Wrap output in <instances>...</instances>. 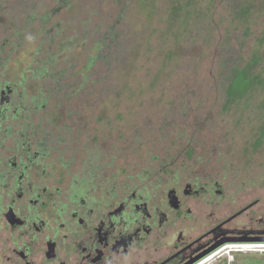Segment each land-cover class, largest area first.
<instances>
[{"label": "rangeland", "instance_id": "rangeland-1", "mask_svg": "<svg viewBox=\"0 0 264 264\" xmlns=\"http://www.w3.org/2000/svg\"><path fill=\"white\" fill-rule=\"evenodd\" d=\"M56 1L0 0V34L8 40L0 56L8 68L15 64L19 72L32 71L48 54L58 53L57 45L80 31L82 17H88L86 11L95 2L71 0L63 8ZM110 1L97 3L99 15L114 10ZM122 1L131 3L120 27L129 38L123 69L112 67L106 74L107 67L97 64L85 89L78 91L84 47L93 43L89 36L84 47L66 51L72 69L60 81V96L52 95L57 88L51 81L41 82L44 95L61 99L47 102L45 112L55 113L60 104L68 129L79 133L82 143L96 140L104 153L112 149L113 156L107 159H115L114 172L138 163L133 152L142 147L148 148V154L163 156L190 138L200 160L188 163L185 172L193 179L209 173L234 203L226 205L227 210L253 203L255 217L264 221V136L258 138L264 127V106L256 105L264 93L226 111L214 84L224 58L229 67L250 66L264 79V0H151L149 8L146 0ZM34 3L46 10L56 6L43 29L59 19L63 33L52 29L44 34L39 22L25 21V12ZM173 12L184 18L182 24L171 20ZM47 37L53 39L50 45ZM62 58L56 69L65 64ZM100 88L106 91L101 96ZM259 245L264 242L225 243L203 264H264V247Z\"/></svg>", "mask_w": 264, "mask_h": 264}, {"label": "flooded vegetation", "instance_id": "flooded-vegetation-1", "mask_svg": "<svg viewBox=\"0 0 264 264\" xmlns=\"http://www.w3.org/2000/svg\"><path fill=\"white\" fill-rule=\"evenodd\" d=\"M7 41L0 34V54ZM3 60L0 264H190L220 242L264 240L256 204L227 210L234 203L217 180L185 172L200 160L193 140L163 156L142 147L138 163L114 172L112 149L82 143L60 104L37 105L34 70Z\"/></svg>", "mask_w": 264, "mask_h": 264}, {"label": "trees", "instance_id": "trees-1", "mask_svg": "<svg viewBox=\"0 0 264 264\" xmlns=\"http://www.w3.org/2000/svg\"><path fill=\"white\" fill-rule=\"evenodd\" d=\"M145 1V0H144ZM71 0H57L56 6L63 8L69 4ZM96 2V3H95ZM93 6L87 10L88 17H82L81 29L73 37H66L57 45L58 53L48 54L42 62L39 63L34 69V81L35 88H37L38 100L40 103L38 106L47 104V98H52L51 95H44L45 87L41 83L42 81H51L54 85L55 90H52V95H57L59 92L63 91V87L60 83L62 78H65L72 69L70 63L66 62V51L73 52L74 48H82L87 44L89 36L92 37L93 43L92 47H84L86 50V57L84 61V66L80 70L81 84L78 87V91H83L85 89L84 84L88 81V74H90L94 69V66L104 65L107 67L105 73L109 71L112 67H122L127 63L128 47H129V38L125 36V32L120 29L121 25L127 20V14L129 11V6L131 3L127 1L111 0L110 2L114 4V10L107 11L104 15H99L100 11L97 8V3L101 0H95ZM27 9L25 21L39 22L41 26L39 27V32L44 31V34L50 33L52 29H56L58 33H63L61 30L62 22L57 19L51 25L50 29H43V27L48 23L49 19L57 12L56 6L50 10H46L43 5H35ZM151 5V0H146L145 7ZM81 6H84L83 4ZM170 18L174 16L171 20L177 21L179 24L183 23L184 18H181V15L175 16V13H171ZM190 18V17H189ZM188 19V18H187ZM192 21V20H191ZM171 22V21H170ZM90 24V25H88ZM50 45L53 41L51 37L46 39ZM40 48H37L39 51ZM64 55L63 61L65 64H61L56 69V61L59 57ZM228 60L224 58L220 63V74L218 81H215L217 90L220 92L221 100L223 101V109L228 110L231 105H239L243 100L249 99L253 101L257 93H264V79L258 77L255 70L250 66H246L243 69H238L237 67H229L227 63ZM113 65V66H112ZM123 69V68H120ZM74 88V85L71 86V89ZM105 88H100L98 95H103ZM39 93V94H38ZM61 94V93H60ZM59 94V96H60ZM257 106H264V99L262 102L256 104ZM255 105V106H256ZM264 112V110H263ZM264 125V124H263ZM259 140L264 136V127L262 134L258 135ZM256 144H260V141H257Z\"/></svg>", "mask_w": 264, "mask_h": 264}, {"label": "water", "instance_id": "water-1", "mask_svg": "<svg viewBox=\"0 0 264 264\" xmlns=\"http://www.w3.org/2000/svg\"><path fill=\"white\" fill-rule=\"evenodd\" d=\"M256 242H264V240H258ZM225 244V242H220L217 245L213 246L209 251H207L206 253H204L203 255L197 257L192 263L190 264H194L196 262H198L199 260H201L202 258H204L206 255H209L211 253H213L216 249H218L219 247L223 246Z\"/></svg>", "mask_w": 264, "mask_h": 264}, {"label": "bare ground", "instance_id": "bare-ground-1", "mask_svg": "<svg viewBox=\"0 0 264 264\" xmlns=\"http://www.w3.org/2000/svg\"><path fill=\"white\" fill-rule=\"evenodd\" d=\"M251 245H252V244H251ZM226 246L229 247V246H232V245H226ZM226 246H225V247H226ZM233 247H234V246H233ZM248 247H249V246H248ZM251 247H252V246H251ZM256 247H264V245H259V246H256ZM229 249H230V248H229ZM221 250H222V249H220V250H219L218 252H216V253H219ZM231 251H232V250H231ZM216 253H215V254H216ZM215 254H214V255H215ZM212 256H213V255H212ZM210 258H211V257H210ZM204 263H205V262H204Z\"/></svg>", "mask_w": 264, "mask_h": 264}]
</instances>
